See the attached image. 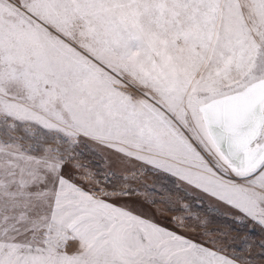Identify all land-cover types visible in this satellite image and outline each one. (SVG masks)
I'll return each mask as SVG.
<instances>
[{
	"label": "snow or ice",
	"instance_id": "1",
	"mask_svg": "<svg viewBox=\"0 0 264 264\" xmlns=\"http://www.w3.org/2000/svg\"><path fill=\"white\" fill-rule=\"evenodd\" d=\"M0 264H264V0H0Z\"/></svg>",
	"mask_w": 264,
	"mask_h": 264
},
{
	"label": "rangeland",
	"instance_id": "2",
	"mask_svg": "<svg viewBox=\"0 0 264 264\" xmlns=\"http://www.w3.org/2000/svg\"><path fill=\"white\" fill-rule=\"evenodd\" d=\"M149 186L153 185L156 182V178L155 177H151L149 178L147 181ZM158 207H163V205H159Z\"/></svg>",
	"mask_w": 264,
	"mask_h": 264
}]
</instances>
